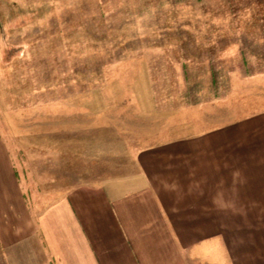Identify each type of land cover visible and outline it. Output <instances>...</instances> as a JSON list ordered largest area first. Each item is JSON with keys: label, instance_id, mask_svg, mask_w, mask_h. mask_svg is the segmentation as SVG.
<instances>
[{"label": "rangeland", "instance_id": "374dc122", "mask_svg": "<svg viewBox=\"0 0 264 264\" xmlns=\"http://www.w3.org/2000/svg\"><path fill=\"white\" fill-rule=\"evenodd\" d=\"M263 111L264 0H0V135L37 195Z\"/></svg>", "mask_w": 264, "mask_h": 264}, {"label": "crops", "instance_id": "0c3cea01", "mask_svg": "<svg viewBox=\"0 0 264 264\" xmlns=\"http://www.w3.org/2000/svg\"><path fill=\"white\" fill-rule=\"evenodd\" d=\"M188 123L134 173L38 195L0 135V264H264V111Z\"/></svg>", "mask_w": 264, "mask_h": 264}]
</instances>
